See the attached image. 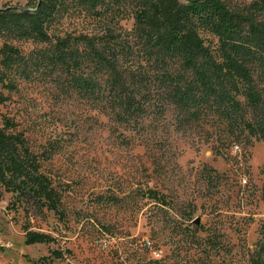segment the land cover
<instances>
[{
	"label": "rangeland",
	"instance_id": "obj_1",
	"mask_svg": "<svg viewBox=\"0 0 264 264\" xmlns=\"http://www.w3.org/2000/svg\"><path fill=\"white\" fill-rule=\"evenodd\" d=\"M51 1L48 40L0 29V47L21 58L0 64V122L8 116L23 133L60 203L55 211L0 183V264H250L264 241V139L219 111L194 115L173 102L166 74L180 61L159 62L131 0H103L96 14L80 0ZM224 1L264 22V0ZM110 32L122 100L132 92L141 110L120 105L123 92L93 61L68 70L52 57L59 37ZM201 34L215 47L214 34ZM77 75L93 87L76 86ZM239 98L247 118L264 116ZM28 230L51 239L27 243Z\"/></svg>",
	"mask_w": 264,
	"mask_h": 264
},
{
	"label": "trees",
	"instance_id": "obj_2",
	"mask_svg": "<svg viewBox=\"0 0 264 264\" xmlns=\"http://www.w3.org/2000/svg\"><path fill=\"white\" fill-rule=\"evenodd\" d=\"M102 1L80 0L94 14L98 13ZM131 1L136 23L142 28L145 40L160 56L159 62L167 66L168 60L180 61L182 71L166 74V79L174 83L170 94L173 102L194 115L208 110L219 111L264 139V116L247 118L239 98L244 96L253 111L261 110L264 114V88H260L257 81L259 78L264 82V22L256 20L249 12L230 8L224 0ZM34 3L33 12L24 7L0 8V29L14 31L20 37L48 40L50 36L44 23L53 11V3L51 0H34ZM201 31L216 36L215 47L206 42ZM108 38H114V34L59 37L52 57L68 70L82 69L81 64L86 59L93 61L97 71L108 74L110 85L123 92L118 94L120 105L126 103V109L141 110L132 92L128 94L130 100H122L128 86L117 51ZM0 55V64L4 67L21 59L18 49L8 43L0 47ZM73 79L78 87H93L89 77L77 75ZM3 81L0 74V83ZM6 100L0 87V105ZM14 126L11 118L2 116L0 183L7 190L31 196L58 211L59 193L50 178L40 171V160L27 145L23 133L11 130ZM25 237L27 243L51 239L48 234L34 230H28ZM250 264H264V241Z\"/></svg>",
	"mask_w": 264,
	"mask_h": 264
}]
</instances>
